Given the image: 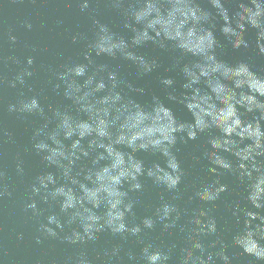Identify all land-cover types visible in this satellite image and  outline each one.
Masks as SVG:
<instances>
[{"label":"clouds","instance_id":"obj_1","mask_svg":"<svg viewBox=\"0 0 264 264\" xmlns=\"http://www.w3.org/2000/svg\"><path fill=\"white\" fill-rule=\"evenodd\" d=\"M90 2L77 0L81 12L89 9ZM110 2L122 9L123 26L132 35L125 39L93 17L91 39L82 33L71 38L73 43L87 40L84 62L71 61L57 71L49 69L56 81H49L52 90L60 94L62 89L71 104L64 108L49 105L46 111L39 94L20 91L16 102L7 105L9 113L21 118H41L43 123L32 133L31 149L46 167L56 170L41 172L29 185L24 211L38 219L36 243H42L43 237L86 245L96 242L99 233L109 232L124 241L134 237L143 245L139 258L131 250L125 253L130 264H168L176 244L163 247L145 239L147 232L160 225L162 232L178 228L184 234L186 246L180 250L179 264H232L212 209L193 206L181 210L174 202L182 199L180 185L186 176L177 144L204 135L206 147L194 159L206 163L211 179L194 183L189 202L214 205L226 192L240 195L221 182L226 174L235 177L243 185L241 200L245 203H227L237 226L231 244L264 262V77L245 61L230 64L221 59L217 49L224 45L216 36L219 23L227 44L247 49L250 44L245 34L249 28L255 29V46L264 55V0H207L209 8L201 7L198 0ZM229 3L235 4L234 11L226 6ZM25 27L30 30L32 24ZM8 40L15 45L17 37L9 34ZM148 43L180 54L174 67L183 76L182 91L177 93L171 77L162 78L161 84L171 89L168 100L182 104L191 114L190 121L178 120L159 97L152 98L150 107L141 105L123 89H142L133 88L109 65L95 62L96 57L107 56L132 62L140 74L150 73L158 67L157 61L136 51ZM186 56L192 59L182 62ZM8 61L21 63L13 56L0 57V62ZM33 65L34 57H26L11 79L5 81L0 76V86L6 83L9 88L27 87L32 92L28 81L34 75ZM5 136L8 142H15L11 133L0 128V140ZM139 152L152 153L158 159L146 165L138 158ZM82 161L89 164L84 166ZM15 171L24 175L19 154ZM144 177L172 193V198L161 196L151 215L136 223L134 209L140 201L131 194L143 191ZM5 178L0 167V200L12 196ZM41 204L47 205V215ZM56 206L58 211H53ZM182 216L187 217L186 223H179ZM210 237L215 239L206 246L205 239ZM18 239H23V234H18ZM121 251V245L105 249L108 264L113 258L122 260ZM77 264L92 261L81 258Z\"/></svg>","mask_w":264,"mask_h":264},{"label":"water","instance_id":"obj_2","mask_svg":"<svg viewBox=\"0 0 264 264\" xmlns=\"http://www.w3.org/2000/svg\"><path fill=\"white\" fill-rule=\"evenodd\" d=\"M198 2L201 7H210L207 0H198ZM126 6L127 4L124 5V7ZM226 6L230 11L235 10L234 3H229ZM93 17L108 25L112 31L124 36L125 39L132 35L123 26L122 9L114 7L110 0H91L89 9L84 12H81L77 0H35V2L33 0H0V57L13 56L21 61L19 65L10 61L0 62V76H3L5 81L11 79L19 68L23 67L26 57H34V75L28 81L32 92H29L27 87L23 89L19 86L15 89L9 88L6 83L0 86V128L4 132L11 133L15 141L14 143L8 142L6 136L0 140V167L6 172L4 183L12 192L11 197L6 196L0 200V264H77L81 258L91 260L92 264H108V257L104 256V251L115 245L122 246L120 253L122 260L113 258L112 264H130L125 255L129 250L139 258L143 245L138 243L134 237L124 241L119 237H113L109 232L99 233L96 242L86 245H72L59 238L45 239L43 237L42 243L37 244L35 238L39 235L37 231L38 219L33 217L30 211H24V204L30 195L29 185L33 178L41 172H55L56 170L46 167L41 157L31 149L32 133L36 127L43 123L41 118L38 116L21 118L16 114L9 113L7 105L16 102L20 91L26 95L39 94L40 101L46 111L49 105L64 108L71 104L63 97L62 89L60 94L52 90V84L49 81L52 80L53 83H56L53 71L59 70L62 65L71 61L84 62L87 40H77L73 43L71 38L76 33H82L91 39L95 31ZM26 23L32 24L30 30L25 27ZM9 34L17 37L15 45L9 42ZM216 36L224 45L217 49L221 59L230 64L245 61L251 66L252 71L264 77V55H261L255 46V29L249 28L245 34V38L250 44L247 49L243 47L233 49L231 45L227 44L219 32V23ZM136 51L148 59H155L158 67L150 73L140 74L137 66L127 60L100 56L95 58V62L109 65L133 88L142 89V92L130 91L127 87L123 89L124 94L131 96L141 105L150 107L152 98L159 97L166 106L172 109L178 120L190 121L191 114L182 104L169 101L168 93L171 89H166L161 84L162 78L171 77L175 80L174 87L177 93L182 91L183 76L179 69L174 67L180 54L171 49H160L151 43L136 49ZM191 59L192 57L186 56L182 62ZM248 118H251V114H248ZM205 141L206 136L201 135L194 141L177 144L179 148L177 156L186 176L180 185L182 199L174 202L181 210L191 209L193 206L212 209V215L217 219L218 235L228 246L227 253L232 257V264H264V262L256 261L254 257L244 254L241 249L231 244V237L237 230V226L227 210V203L241 200L245 194L243 185L235 177L226 174L221 177V182L229 185L230 192L240 195H230L226 192L214 205L203 204L200 201L189 202L188 198L193 193L194 183L200 179H211L207 173L206 163L203 160L197 162L194 159L200 156L206 147ZM17 154L24 161L23 176H18L15 171ZM137 156L144 160L146 165H150L158 159L157 155L146 152H139ZM228 158L235 159L231 156ZM81 164L87 166L89 161H82ZM142 182L144 184L143 191L131 194L140 201L134 209L136 223H139L142 217L151 215L154 208L161 202V196L165 200L172 198V193L155 186L150 179L144 177ZM241 203L243 206L245 202L241 200ZM40 207L46 210L45 215H47V205L41 204ZM52 210L58 211V206ZM42 219L43 217H40V220ZM186 220L187 217L182 216L179 223H186ZM18 234H23V239H18ZM145 239L163 247L175 243L176 248L173 249L168 264H179L180 250L186 244L184 234L178 228L162 232L161 226L157 225L154 231L147 232ZM213 239L215 238H206V246Z\"/></svg>","mask_w":264,"mask_h":264}]
</instances>
